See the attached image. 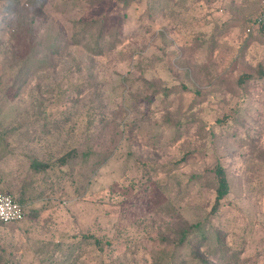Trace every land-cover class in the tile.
<instances>
[{"label":"rangeland","instance_id":"374dc122","mask_svg":"<svg viewBox=\"0 0 264 264\" xmlns=\"http://www.w3.org/2000/svg\"><path fill=\"white\" fill-rule=\"evenodd\" d=\"M258 13L0 0V189L31 187L0 264H264V78L236 84L264 68ZM216 162L230 191L211 215Z\"/></svg>","mask_w":264,"mask_h":264},{"label":"trees","instance_id":"16d2710c","mask_svg":"<svg viewBox=\"0 0 264 264\" xmlns=\"http://www.w3.org/2000/svg\"><path fill=\"white\" fill-rule=\"evenodd\" d=\"M9 1L10 0H8V2ZM32 1L35 2V0ZM259 29L261 30V32L264 31V26H261ZM254 77H257L258 79L264 78V68L261 64L258 65V67L253 72V74H241L240 76H238L236 80V84L238 86H242L244 83L248 82ZM70 158H71L70 155L64 154L59 158V161L61 164H64ZM29 168H31L35 173H39L46 170L47 165L37 160H31L29 163ZM210 172L212 173L214 179V200L209 210V214L212 215L218 210L221 201L225 199L226 195L229 193L230 184L226 175V171L220 163L216 162L211 168ZM192 228H194V226H189L185 223L182 224V227L177 231L178 237H177L176 245H180L185 242V239L187 238V235L191 232ZM192 253L194 255H197L195 251H192ZM201 264H209V262H207L204 259L202 260Z\"/></svg>","mask_w":264,"mask_h":264},{"label":"built area","instance_id":"2783aa9c","mask_svg":"<svg viewBox=\"0 0 264 264\" xmlns=\"http://www.w3.org/2000/svg\"><path fill=\"white\" fill-rule=\"evenodd\" d=\"M260 11L257 18L251 23L247 31L264 26V0H259ZM24 217V211L18 202H16L9 194L0 189V223L19 222Z\"/></svg>","mask_w":264,"mask_h":264},{"label":"crops","instance_id":"0c3cea01","mask_svg":"<svg viewBox=\"0 0 264 264\" xmlns=\"http://www.w3.org/2000/svg\"><path fill=\"white\" fill-rule=\"evenodd\" d=\"M258 1V5H259V11H260V2H259V0H257ZM242 4H244V2H242ZM259 14V13H258ZM249 28V27H248ZM25 185L26 184H23V186H20V189H19V203L20 204H23L24 203V201H23V199H22V197H23V195H26V196H28L29 194V191L31 190V187L29 186V185H27V187H29V189H25Z\"/></svg>","mask_w":264,"mask_h":264}]
</instances>
